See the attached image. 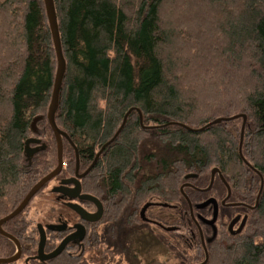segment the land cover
<instances>
[{
	"label": "trees",
	"instance_id": "obj_1",
	"mask_svg": "<svg viewBox=\"0 0 264 264\" xmlns=\"http://www.w3.org/2000/svg\"><path fill=\"white\" fill-rule=\"evenodd\" d=\"M53 1L66 61L55 121L76 147L79 165L91 163L131 108L141 112L145 126L178 122L199 128L245 114L242 153L263 177L258 205L238 233L226 228L233 209L221 210L214 226L199 223L205 264H264V0ZM56 67L43 0H0V218L57 164L46 119ZM35 117H41L38 135L31 127ZM241 123L237 118L202 132L176 124L143 129L138 111L129 113L84 181L85 189L103 197L108 244L122 249L129 264H169L143 259L168 244L156 229L134 225L148 200L177 206L166 217L189 232L172 231L184 247L181 254L175 247L174 256L182 264L199 263L197 251L204 250L180 186L205 188L211 166L230 185L231 201L254 204L260 176L239 156ZM30 137L45 148L27 157ZM63 148V169L73 172L75 150L66 140ZM183 191L192 205L226 194L217 175L207 192ZM30 203L2 226L22 247L13 264H42L25 261L37 249L34 220L25 216ZM194 216L210 219L211 205L194 208ZM15 252V243L0 234V257ZM77 262L59 255L48 264Z\"/></svg>",
	"mask_w": 264,
	"mask_h": 264
},
{
	"label": "water",
	"instance_id": "obj_2",
	"mask_svg": "<svg viewBox=\"0 0 264 264\" xmlns=\"http://www.w3.org/2000/svg\"><path fill=\"white\" fill-rule=\"evenodd\" d=\"M43 3H44V8H45V13H46L49 29L51 32V37H52V41H53V45H54V49H55V53H56V61H57V67H56V72H55V77H54L51 100H50V103L48 105V110H47V114H46V119H47L48 125H49V127L53 133V136L55 138V141H56L57 164L51 171H49L47 174L42 176L30 188V190L27 192L25 197L22 199V201L19 203V205L14 210H12L10 213H8L7 215L0 218V234L6 238L12 240L16 246V252L14 255H12L10 257H0V264H13V263H15L20 258L21 253H22V247H21L19 240L14 235H12L11 233L5 231L2 227L3 224L10 221L13 218H15L16 216H18L26 208V206L33 199V197L48 182H50L54 177H56L61 172L62 167H63V141L66 140L74 148L75 153H76V172H75V177L71 180H73L76 184L75 187L73 188V192L79 194L81 189H80V182H79L78 178H83L86 174H88L90 172V170L96 164L98 158L102 154L105 147H107L109 144H111L116 139L118 134L122 131L129 113L133 110L138 111L140 124H141L143 129H152V128H158V127L166 126V125H170V124H176V125L182 126L183 128H185L189 131H192V132H202L206 128H208L209 126L220 124L221 122H228V121H231V120H234L237 118H242V123H241V128H240V143H239L238 152H239V156L242 159V161L249 168L254 170L260 176V179H261L260 187H259L256 199H255V205L250 206V208L252 209L257 205L258 199L261 195V191L263 188V177L258 170H256L252 165H250V163L244 158V156L241 152L242 138H243L244 128H245V124H246V115L243 113L235 114V115H232L229 117H218V118L210 121L209 123H207L204 126L199 127V128H192V127H189L187 125H184V124L178 123V122H169L167 124L157 125V126L156 125L155 126H152V125L145 126V125H143L141 112L137 108H131L125 113L123 120H122V123L120 124L119 128L117 129L115 134L112 136V138L110 140H108L105 144H103V146L95 154V156H94L91 164L88 166V168L84 172L78 173V168H79L78 165L79 164H78L77 149L74 146V144L72 143L68 134L65 131H63L62 129H60L59 126L57 125L56 121H55V115H56L58 105H59V96H60L61 86H62L63 78L65 75V71H66V61H65V58L63 56L62 44H61V38H60V33H59V27H58V21H57V15H56V11H55L54 1L53 0H43ZM40 119H41V117H35L31 123L32 131L34 133H36V123ZM39 142H40V140L37 139L36 137H30L25 141L24 152H25L27 157L32 156L33 153L35 151H37V148H32L31 144L32 143H39ZM43 148H45L44 144H42L41 149H43ZM215 174H218V176L220 177L222 182L225 184L226 189H227V195L221 201V204L225 205V201L230 196V187H229L227 181L225 180V178L223 177L222 173L220 172L219 168H217V167H213L211 169L210 181H209V184L205 188H198V187L193 186L190 183H184L180 186V191L188 203L189 210H190V216L193 219L194 224L197 226V229H198L199 234H200L201 244H202V247L205 251V259L202 262L197 263V264H205L208 260V253H207V249H206V245H205V240L202 236L201 226H200L199 222H202L203 224H206V225L214 226V223L217 219V214H218V203H217L216 199L209 197L201 203H198L196 205H192V203L190 202V200L188 199V197L184 193L183 189L186 186H191L197 191L207 192V191H209V189L211 188V186L213 184ZM71 180H64L63 184H69L71 182ZM79 196L83 199L92 200V201L97 202L98 206H99L98 212L95 215H93L92 218H89L88 214L85 213V211L82 210V208H80L79 206H74L73 208L86 220H91V221L99 220V218L101 217V212H102L101 210L102 209L100 206V202L97 200V198L94 196H91V195H87V194H83V195H79ZM152 204L161 205L164 207H172V205H170L168 203H146L143 205V207L141 208V211H140V216H141L142 220H144V221L148 220L144 214H145L146 209ZM209 205H211L213 207L212 216L210 219H207V218H204L201 216H199V218L194 217L193 208L203 209ZM226 205L235 206V205H240V203H229ZM235 220H236V218L233 219V221L230 223V225H229L230 228L233 225V223L235 222ZM154 223L166 231L176 230V226H174V225L166 226V225L159 223V222H156V221H154ZM38 228L40 231V240H39V244H38V248H37V254L34 258H36L40 261H47V260L49 261V260H53L54 258H56L65 249V246L67 245V243L72 239V237H66L53 252L45 254L44 249H43L44 243H45V233L42 229V226H38ZM50 228H52V226Z\"/></svg>",
	"mask_w": 264,
	"mask_h": 264
},
{
	"label": "flooded vegetation",
	"instance_id": "obj_3",
	"mask_svg": "<svg viewBox=\"0 0 264 264\" xmlns=\"http://www.w3.org/2000/svg\"><path fill=\"white\" fill-rule=\"evenodd\" d=\"M35 135H38V133H35ZM37 139L40 140V138H37ZM42 144H43V142L41 140L39 143H32L31 144L32 148H37V151H35L33 154L37 153L41 149ZM78 160H79V157H78ZM78 164H79V161H78ZM78 166H79L78 173H82L88 168V166L86 168L81 167L80 165H78ZM63 168L64 167H62L61 172H63ZM61 172L56 177H54L52 179V180H54L55 178H57L56 183L52 186V190H53L52 193H55L56 200L58 201V202L56 201V204L59 206V207H57L58 208L57 216H55L54 218L50 217L51 220H54L52 222H48L46 224H43L40 222L36 223L33 236L37 240V248H38V244H39V240H40V231H39L38 226H42V229L45 233V243H44V248H43L45 254L53 252L66 237H72V239L65 246V249L59 255H67V256H71L73 258H79V256L84 252L86 245L91 243L92 239H94V236L96 239L98 238V235H97L98 230L97 229H98V226L100 225V223H102V229H101L102 242L108 244V240H107L108 224L104 222V218L106 215V205H105V201H104L103 197H101L100 195L94 194L93 192H90L88 189H85L86 186H84V181L86 179L87 174L83 178H78V180L80 182V189H81L79 194L73 192V188L75 187L76 184L71 179H73L75 177V172H76V153H75L74 171L72 173L70 172L71 174H69L67 176H61ZM59 175H60V177H59ZM216 175L218 176V174H215V177H216ZM215 177H214L213 183L215 182ZM219 179H220V177H219ZM64 180H71V182L69 184H63ZM209 181H210V179H209ZM260 181H261V179H260ZM48 184H49V182L45 186H47ZM186 187L193 188L191 186H186ZM186 187H184V188H186ZM229 187H230V185H229ZM259 187H260V185H259ZM225 189H226V186H225ZM83 194L94 196L100 202L102 212H101V217L99 218V220H97V221L86 220L73 208L74 206H79L80 208H82V210L85 211V213L88 214L89 218H92L93 215H95L98 212V209H99L98 203L95 201H92V200L83 199L79 196V195H83ZM226 195H227V189H226V194L223 195L220 200L216 199V201L218 203V213L221 210L223 211V210L233 209V210H231V214L229 213V211H227V214L228 215L230 214L229 215L230 219H229V223H228V231L230 233H233V234L238 233L243 229V226L246 222V219L248 217L249 212L255 210L258 203L254 208L251 209L250 206H254L255 202H254V204H250V203L248 204V203H244V202L231 201L230 200L231 188H230V196L225 201V205H222L221 201L225 198ZM258 202H259V199H258ZM146 203H166V202H160V201H156V200H148L144 204H146ZM229 203H240V205H235V206L226 205ZM170 205H172V204H170ZM60 207H62L63 209H66L67 211L65 213L60 212ZM176 207H177L176 205H172V207H164L161 205L152 204L146 209L145 214H144L145 217L148 219L147 221L142 220V218L140 216V211H141V208H140L138 210V216H137L138 218L135 219L136 221H135L134 225H135V227L139 228L141 226V224H145L149 228H154V229L159 228V229L163 230L162 228H160L158 225H156L154 223V221H156V222H159V223L166 225V223L163 222V219L164 218L167 219V217L161 216V214L159 213L160 209H165V208L176 209ZM55 211L56 210H54V213H55ZM212 211H213V207H212ZM189 212H190V210H189ZM193 214H194V208H193ZM217 216H218V214H217ZM229 217H227V219ZM235 218H236V220L230 228L229 225L233 221V219H235ZM51 226H52V228H50ZM166 226H168V225H166ZM174 226H176V230H174L176 232L179 230V228H182L181 225H178V224L174 225ZM163 231H166V230H163ZM201 231H202V229H201ZM166 232H172V231H166ZM182 235H184V234L182 233ZM202 236L204 238L203 231H202ZM36 254H37V249H36ZM36 254L34 256L27 257L25 259V261L27 262L30 258H34L36 256ZM34 259H36V258H34ZM50 261H52V260L40 261V262L42 264H48V262H50Z\"/></svg>",
	"mask_w": 264,
	"mask_h": 264
},
{
	"label": "rangeland",
	"instance_id": "obj_4",
	"mask_svg": "<svg viewBox=\"0 0 264 264\" xmlns=\"http://www.w3.org/2000/svg\"><path fill=\"white\" fill-rule=\"evenodd\" d=\"M243 137H244V133H243ZM239 143H240V135H239ZM239 143H238V148H239ZM64 148H63V151H64ZM242 150H243V138H242V144H241V152ZM64 161L67 162L68 161L67 158L66 159L64 158ZM65 166H66V163L63 165V167ZM213 167L214 166L210 167L208 174H210L211 169ZM71 173L63 169V172H61V176H67ZM56 181H57V178L49 182L47 186L43 187V189L39 193H37V195L32 199L29 208L25 211L26 218L33 219L35 224L38 222L43 223V224L52 222L54 220H51L50 217L54 218L55 216H57V213H58L57 207L59 206L56 204L57 200H56L55 193H52L53 191L52 186L56 183ZM259 185H260V182H259ZM54 210H56L55 213H54ZM66 211H67L66 209H63L62 207H60V212L65 213ZM163 212H164V215L167 217L169 214H172V211L169 208H165ZM164 215L162 214L163 217ZM168 218L167 219L164 218L163 222L166 223V225L167 224L174 225L173 224L174 219L169 220ZM175 218H178V215L177 216L175 215ZM228 223L229 222H227V225H226L227 229H228ZM181 227L182 228H179V230L177 231V234L183 233L184 235H186L187 232H189V229L186 227L185 224H182ZM101 229H102V223H100L97 229L98 238L96 239L94 236V239H92L91 243L86 245L84 252L79 256L77 263L78 264H129L127 260V256L125 252L123 253L122 249L117 250L114 246H110L109 244L102 242ZM155 229H156L155 233L158 236L160 237L164 236L163 238L165 239L167 238L168 240L167 247L165 245H162L160 249H158L159 250L158 252L157 250H153L152 252H149L147 255H145L146 253H144L143 259L146 260V262L147 260H149L148 258H153V259H156L158 262H163V263L165 262L169 264H182V261L176 256H174V253L176 252V248L178 249V252L180 254L183 253L184 247L182 243L178 242L176 238L175 240L172 238L174 237L171 235L173 234L172 232H166L159 228H155ZM170 246H172L171 249H170ZM197 252H198L197 262L200 263L205 259V251L204 253H202V250L200 248L199 251ZM188 253L191 255L194 253V251L191 250Z\"/></svg>",
	"mask_w": 264,
	"mask_h": 264
}]
</instances>
